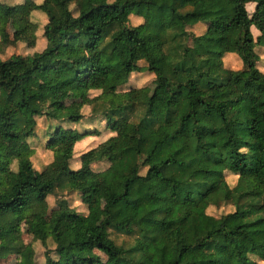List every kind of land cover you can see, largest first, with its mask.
Listing matches in <instances>:
<instances>
[{
    "label": "trees",
    "instance_id": "trees-1",
    "mask_svg": "<svg viewBox=\"0 0 264 264\" xmlns=\"http://www.w3.org/2000/svg\"><path fill=\"white\" fill-rule=\"evenodd\" d=\"M249 1L250 12L245 7ZM141 2L146 13L131 25L130 9ZM76 3L29 0L16 19V35L33 47L37 25L29 12L41 11L46 17L42 46L0 57V258L15 253L17 264H37L31 243L21 237V222L29 214L31 239L45 246L40 264L264 260V179L244 173L264 169V71L257 66L256 51L264 54V0H102L81 9ZM5 14L0 0V25ZM198 21L203 22L202 42L192 46L187 40L194 37L190 28ZM251 25L258 31L255 36ZM71 37L76 43L70 42L60 56ZM218 49L236 53L241 66H213L208 53ZM86 50L114 52L121 79L107 84L114 65L88 58ZM57 65L72 73L43 81ZM135 70L153 74L147 97L140 96V87L123 88ZM74 78L79 97L68 103ZM116 92L121 103L108 106V96ZM153 104L159 105L156 113L150 111ZM84 105L88 125L79 129L75 123L83 118ZM37 117L54 121L43 143L51 158L39 169L32 165L31 147L18 155L3 148L6 140L34 135ZM94 121L108 131L124 124L134 135L120 141L116 158L105 141L81 151L78 160L87 174L69 176L73 144L100 132L89 125ZM159 126L174 130L171 142L150 141ZM97 161L106 165L93 169ZM225 170L236 175L234 184L226 182ZM116 176L120 192L112 190ZM90 180L104 195L97 222L76 210L46 218L48 194L82 192ZM26 187L32 189L29 212ZM184 202L195 209L186 206L180 213ZM223 203L232 209L217 216L206 211ZM188 229L195 236V251L186 240ZM112 234L127 238L116 241Z\"/></svg>",
    "mask_w": 264,
    "mask_h": 264
},
{
    "label": "rangeland",
    "instance_id": "rangeland-1",
    "mask_svg": "<svg viewBox=\"0 0 264 264\" xmlns=\"http://www.w3.org/2000/svg\"><path fill=\"white\" fill-rule=\"evenodd\" d=\"M29 0H1V7L5 11V17L0 25V57L5 58L11 53H20L25 54L29 53L32 50L39 49L42 46V41L39 40L40 32L42 24L45 22L46 17L45 15L38 10H30V19L34 21L37 25L36 28V38L35 43L33 47H28L25 45L24 42L20 41L17 38L16 35V19L17 17L24 13V11L28 8ZM36 2H39L40 0H34ZM102 0H77V3L74 4L77 9H81L85 6H87L89 3H97ZM73 4L70 5L72 9H74ZM245 7L248 12H250L253 9V3H246ZM76 11H74L75 13ZM146 13V8L144 4L138 3L134 7L130 9L128 23L133 25L141 21L142 16ZM190 30L194 33V37H189L187 40V43L189 45H197L198 43H201V37L200 34L203 30V22L198 21L194 23ZM251 33L253 36L257 34V30L254 27H250ZM41 39V36H40ZM70 42H73L74 44L75 39L73 37L67 38L64 41V46L60 49V52L58 54L60 56H63L66 52V49L68 48V45ZM256 51L259 55V59L257 61V66L260 70L264 71V54L261 53V50L259 48H256ZM86 54L88 55V58L95 59L102 62H108L112 63L114 65V72H112L108 78H107V84L113 83L122 77V73L117 70L119 67V60L114 52H104L99 53L95 50H86ZM210 61L213 66L219 67V66H225L228 68L236 69L241 66V61L239 57L234 52H225L222 50H214L210 51L209 53ZM234 57V59H233ZM139 63L142 64V61H139ZM72 73L71 71L67 70L65 67L61 65H57L49 70L47 75L44 77L43 81H48L52 76H55L57 73ZM153 77V74L147 70H135L131 71L127 81L125 84H123V88L128 86H136L141 88V97H147L151 93L153 84L151 83V79ZM97 90H92L93 92H96ZM79 97V89L78 84L75 80V78L71 81V83L68 85L67 90V98L66 102H72L75 99ZM121 103V96L119 92H116V95H109L108 96V106H117ZM83 113V118L78 122L75 123V127L81 129L84 125H88L87 123V115L89 114L88 111V105H84L81 109ZM150 111L153 113H156L159 111V105L153 104L150 108ZM46 118L44 117H37L36 118V126H35V133L34 135L30 136L27 140H24L20 137H16L11 140H6L3 143V148L8 153H11L13 155H18L22 151L26 150L27 148H32V153L30 155V159L32 162V165L39 169L48 162L51 158V151L44 147L43 143L45 140L44 133L47 129L50 128L52 125V122L45 121ZM49 123V124H47ZM90 126H95L99 129L98 135H89L81 138L80 140L76 141L73 144V157L71 158L69 165L70 168L67 171L69 176L74 177H83L86 176L87 170L83 169L80 166L78 155L81 151H84L94 145H96L100 141H105L107 143L109 154L112 158L117 157V150L120 144V141L130 135H134V132H129L126 130V127L124 124H122L118 130L115 131H108L103 127L102 122H92L89 124ZM175 136V132L171 128H167L165 126H159L156 131L153 133V135L150 138V141L154 140H164L165 143L171 142L173 137ZM106 165L104 161H97L91 163V167L93 169H99ZM247 175H253L257 179L263 180L264 179V169H258V170H246L244 172ZM119 177V176H118ZM117 176L112 178L111 180V186L113 187L112 190L114 192H120L121 191V184L120 180ZM224 178L226 182L229 185L234 184L236 175L229 172L228 170L224 171ZM121 179V178H120ZM120 184V185H119ZM119 185V186H118ZM31 188L26 187L25 188V194L27 197L25 209L27 212L30 211L31 206L33 204L32 198H31ZM103 192L100 188H97V183L95 180H90L86 187L82 190V192H75V191H62V190H55L54 193L48 194L46 196L47 201V211H46V218L51 219L57 215L67 213L70 210H76L79 212H82L86 215V217L93 221L97 222L100 219V212L99 209L101 207V204L103 203ZM65 199L66 202L62 203L61 200ZM183 205V206H182ZM192 208L191 210L195 209V207L191 203H181V205L178 206V211L180 213L186 212L189 208ZM232 209V205L229 203H223L219 206L209 205L206 208V211L212 215H219L222 212H226ZM190 210V211H191ZM30 215L27 214L22 222H21V237L24 242H30L33 250H34V260L35 263L40 264L43 262V251L45 249V246L40 243L38 240L31 239V230H30ZM186 235V240L189 241L192 244V251H195V240H194V233L193 230L188 229ZM112 236L115 238L116 241H120L123 238H127L126 236L122 234H112ZM47 246L52 248L53 245L51 242L47 243ZM18 262V256L15 253H10L8 255H5L0 258V264H17ZM257 264H264V260H257Z\"/></svg>",
    "mask_w": 264,
    "mask_h": 264
},
{
    "label": "crops",
    "instance_id": "crops-1",
    "mask_svg": "<svg viewBox=\"0 0 264 264\" xmlns=\"http://www.w3.org/2000/svg\"><path fill=\"white\" fill-rule=\"evenodd\" d=\"M250 2H251V1H249V2H247V3H250ZM251 3H253V2H251ZM250 27H254V26L251 25ZM233 59H234V57H233Z\"/></svg>",
    "mask_w": 264,
    "mask_h": 264
}]
</instances>
